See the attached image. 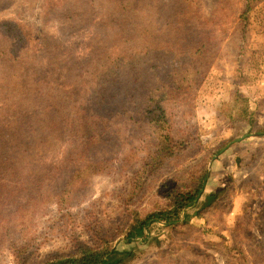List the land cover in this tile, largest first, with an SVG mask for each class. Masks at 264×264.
<instances>
[{
  "label": "rangeland",
  "instance_id": "rangeland-1",
  "mask_svg": "<svg viewBox=\"0 0 264 264\" xmlns=\"http://www.w3.org/2000/svg\"><path fill=\"white\" fill-rule=\"evenodd\" d=\"M166 1L170 15L161 12L152 28L150 11L135 14L122 0H0V41L19 50L11 53L16 57L0 55V174L8 178L0 182V227L9 228L7 220L16 226L17 208L29 205L30 234L18 237L35 261L108 236L113 247L133 251L125 264H264V0L246 15L244 0H188V25L177 35L171 15L183 1ZM134 42L139 51L144 47L136 60L129 57ZM155 43L158 49H145ZM191 46H202V54L188 53ZM104 53L135 60V70L118 78L121 86L131 75L140 100L150 86L164 93L157 99L168 114L164 132L184 143L150 174L144 165L162 143L142 135L157 129L148 115L132 108L122 117L108 115L98 124L104 139L88 151L78 140L84 103L78 93L91 86L88 103L99 104L91 90L100 83L95 68ZM150 65L154 81L147 80ZM73 142L81 153L66 163ZM103 158L63 200L49 194L84 162ZM205 167L204 190L182 214L188 222H150L145 237H126L134 212L145 216L170 190L195 183ZM37 188L44 193L31 200ZM211 193L217 200L205 206ZM7 246L0 243V264H16Z\"/></svg>",
  "mask_w": 264,
  "mask_h": 264
},
{
  "label": "trees",
  "instance_id": "trees-1",
  "mask_svg": "<svg viewBox=\"0 0 264 264\" xmlns=\"http://www.w3.org/2000/svg\"><path fill=\"white\" fill-rule=\"evenodd\" d=\"M124 3V7L131 6L132 11L140 12V9L143 11H150V21L149 24L153 28L159 26V21L161 19V12H164L166 16L168 15V10L170 9L168 2L166 0H122ZM176 1V0H175ZM181 1V0H180ZM183 2L173 11V15L171 18L174 19L172 26L173 28V35H177L179 32L184 33L185 30L182 26L187 27V21L185 20V12L184 8H186V3L188 0H182ZM259 0H244V14L246 15L253 7V3ZM136 14V13H135ZM130 16L123 20L128 21ZM182 21H184L182 23ZM14 26L11 28L13 31ZM17 28V27H16ZM116 29H118L116 27ZM119 31L122 33L125 31L124 27H121ZM139 31V29H138ZM154 32V31H153ZM153 32L151 34H153ZM24 36L23 33H20L17 38L20 40ZM133 40V39H132ZM21 41V40H20ZM13 42H6L0 41V55L12 56L11 53L16 51L19 53L18 48H12L11 45ZM47 50L50 48L49 45H44ZM159 48L160 44L155 43L152 46L147 47L146 50L148 52L151 51L152 48ZM202 46H191L188 53L192 55L200 56L202 54ZM47 52V51H45ZM105 53H109L107 51V47H105ZM104 53L102 59L97 62V67L95 71L99 72L101 75L99 77L100 83L98 86H93L91 92L95 98V101L99 102L98 105L91 106L88 103V100L91 97L90 94V87L88 86L87 90L81 95L78 93V100H82L84 103H80V107L82 108L81 111L83 113L82 116V123L79 124L77 128V134L79 136V141L83 145V147L88 151L90 146L93 142L97 143L103 140V136H99L98 134V124L99 121L104 123L107 121L108 115H114L115 117H122V115L128 114L129 110L132 108L135 110V113L139 116L141 115H148L150 116L151 122H156V127L154 131H151V127H148L150 131L148 134L142 131V135H148L152 137V143L157 145L155 139L161 140V147L158 150L150 152V155L144 165V173H152L157 167L161 166L164 161V157L167 155H172L174 153V149L181 148V145L184 143L179 144V141L176 140L171 134L165 133V125L168 123L164 120V118L168 117L166 107L157 103V99L164 96L162 94H155V90L148 88V91L144 94L142 100H140L138 93H135V85H136V78L135 76H129L126 80L128 86H121V81L118 78L126 74L128 76L129 72H126V68L134 69L135 70V60L136 56L141 54L144 55V47L142 50L139 51L138 45L134 42L133 47V54L129 57H133L135 60H130L129 57L127 58H117V60H110L107 55ZM39 54V52H38ZM41 54V53H40ZM110 54V53H109ZM187 54L185 56H189ZM20 56V55H19ZM41 61L43 59L39 58ZM54 61L53 58L49 59L47 64L52 63ZM40 67L44 68L43 64ZM154 66L150 65L148 70V79L154 81ZM149 72H152V75L149 77ZM195 73V72H194ZM172 79L173 85H176L178 79L175 75L171 74L168 76ZM113 83L108 86L110 81ZM118 80V81H117ZM165 86H169V84H165ZM163 85V87H165ZM129 87L130 92L128 89ZM165 90V89H164ZM237 98L240 96L239 92H237ZM40 101V100H39ZM38 101V102H39ZM143 101V103H140ZM117 102V104H116ZM41 103V102H39ZM31 104H35L32 103ZM116 104V106H115ZM115 106L113 110H111ZM103 114L106 115L103 116ZM133 116L130 117L132 119ZM142 126L140 127V129ZM163 132L161 134V131ZM72 135L75 137V129L71 128ZM264 134L263 132H260ZM161 136H157L160 135ZM75 141V140H74ZM230 142V141H229ZM70 152L66 155L65 162L66 163H75V159L81 153L78 148V143L70 144ZM226 144L221 146V149L225 147ZM213 155V154H212ZM212 157V156H211ZM107 160L103 158L101 160L90 159L82 164V168L75 169V171L71 174V179L68 180L63 187V189L58 190L55 193H49L50 195L62 197L61 200L64 199V196H67L68 192L72 190V187L75 183L78 182V176L86 169H89L93 166L100 164ZM11 167H14V164H11ZM12 171V170H11ZM208 178V170L205 167L202 169L195 177V183L189 185H183L182 187H176L173 190H170L165 200L159 204V207L155 208L145 216L134 212V218L130 224L126 227V237L129 240H133L136 237H145V229L148 227L150 222H161L165 225H175L180 221L188 222V217L186 215L182 216L185 209L193 206L197 201L199 196L202 194L204 187L206 185V181ZM8 179L6 175L0 174V182ZM42 188H37L36 196L32 199H37L38 197L43 195ZM66 194V195H65ZM218 195L216 193H211L207 197L206 205H211L214 201L217 200ZM47 198H43L41 203H45ZM29 205L19 206L17 209V213L15 215V219L17 225L15 226L12 224L10 220H7L8 225L10 224L9 228L0 227V243L4 242L7 244L8 248H12L14 254L16 255V264H125V262L131 259L134 256L132 250H118L116 247H113V243L108 236H101L100 241L97 242L96 245L90 244H81L78 246L76 252L61 254L58 256H52L47 258L43 261H35L33 259L32 254L25 250L20 245V240L22 238L18 237L23 232H27L30 234V226L32 223V216H25V212L28 210ZM204 206V207H205ZM198 210L197 213H199ZM4 218L0 216V223L3 221ZM23 228V229H22ZM31 237V236H30ZM25 238V237H24ZM26 238H28L26 236Z\"/></svg>",
  "mask_w": 264,
  "mask_h": 264
}]
</instances>
